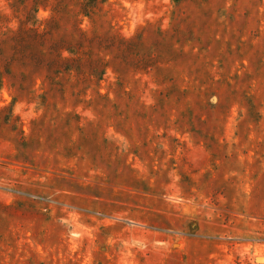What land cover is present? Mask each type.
<instances>
[{
  "label": "rangeland",
  "instance_id": "374dc122",
  "mask_svg": "<svg viewBox=\"0 0 264 264\" xmlns=\"http://www.w3.org/2000/svg\"><path fill=\"white\" fill-rule=\"evenodd\" d=\"M0 264H264V0H0Z\"/></svg>",
  "mask_w": 264,
  "mask_h": 264
}]
</instances>
